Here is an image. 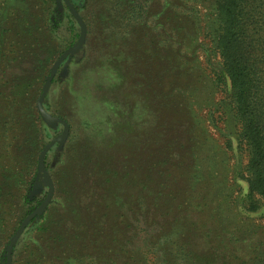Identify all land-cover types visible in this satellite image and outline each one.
<instances>
[{"label": "rangeland", "instance_id": "1", "mask_svg": "<svg viewBox=\"0 0 264 264\" xmlns=\"http://www.w3.org/2000/svg\"><path fill=\"white\" fill-rule=\"evenodd\" d=\"M215 8L0 0V264H102L131 236L152 260L148 212L169 264H264Z\"/></svg>", "mask_w": 264, "mask_h": 264}, {"label": "trees", "instance_id": "2", "mask_svg": "<svg viewBox=\"0 0 264 264\" xmlns=\"http://www.w3.org/2000/svg\"><path fill=\"white\" fill-rule=\"evenodd\" d=\"M215 9L218 23L215 47L220 58L215 68L216 80L220 85H230L228 95L240 126L241 142L248 152L245 168L248 197L252 209H256L254 201L264 200V0H216ZM40 204L31 206L29 212ZM158 217L155 214L149 223V212L145 214L144 229L140 230L146 233L141 240L147 245H160V256L154 254L151 260L137 247L136 236L121 240L115 237L116 244L112 246L115 256L106 258L102 264H169L171 260L163 247L165 234H157L161 224L166 223ZM136 228L135 234L139 231Z\"/></svg>", "mask_w": 264, "mask_h": 264}, {"label": "water", "instance_id": "3", "mask_svg": "<svg viewBox=\"0 0 264 264\" xmlns=\"http://www.w3.org/2000/svg\"><path fill=\"white\" fill-rule=\"evenodd\" d=\"M43 116H44V118L46 119V120H50V117L47 115V114H45V113H43ZM67 127V126H66ZM43 161H44V156L42 155L41 156V158H40V164H41V166H42V169L44 170V173H45V176H46V179L48 180V173L46 172V170L44 169V167H43Z\"/></svg>", "mask_w": 264, "mask_h": 264}]
</instances>
